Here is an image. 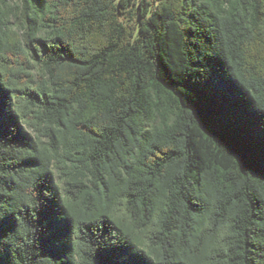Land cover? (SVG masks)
<instances>
[{"label": "trees", "instance_id": "1", "mask_svg": "<svg viewBox=\"0 0 264 264\" xmlns=\"http://www.w3.org/2000/svg\"><path fill=\"white\" fill-rule=\"evenodd\" d=\"M5 1L0 264H264V0Z\"/></svg>", "mask_w": 264, "mask_h": 264}, {"label": "rangeland", "instance_id": "2", "mask_svg": "<svg viewBox=\"0 0 264 264\" xmlns=\"http://www.w3.org/2000/svg\"><path fill=\"white\" fill-rule=\"evenodd\" d=\"M7 4H11V0H6L5 1ZM10 21L13 22L14 24H16L18 26V33H20V31H22V28L20 27L19 28V22H18V18L17 17H14V15L11 16L10 18Z\"/></svg>", "mask_w": 264, "mask_h": 264}, {"label": "snow or ice", "instance_id": "3", "mask_svg": "<svg viewBox=\"0 0 264 264\" xmlns=\"http://www.w3.org/2000/svg\"><path fill=\"white\" fill-rule=\"evenodd\" d=\"M0 227H2V225H0Z\"/></svg>", "mask_w": 264, "mask_h": 264}]
</instances>
